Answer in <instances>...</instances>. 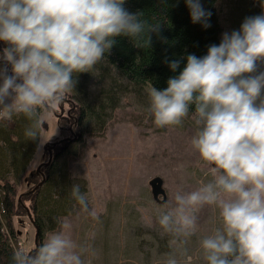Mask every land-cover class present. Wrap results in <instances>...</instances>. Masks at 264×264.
Returning a JSON list of instances; mask_svg holds the SVG:
<instances>
[{
    "label": "clouds",
    "instance_id": "9594fccd",
    "mask_svg": "<svg viewBox=\"0 0 264 264\" xmlns=\"http://www.w3.org/2000/svg\"><path fill=\"white\" fill-rule=\"evenodd\" d=\"M183 3L193 24L211 27L212 13L202 0ZM126 4L0 0V123L22 116L24 137L40 147L51 139L41 142L43 116L75 92L78 74L92 73L108 59L118 38L151 49L162 22ZM260 6V14L222 32L205 55L165 57L178 75L170 76L164 89L149 90L148 111L156 126L181 125L191 113L192 145L212 176L195 190H177L174 204L158 212L159 228L175 246L164 264H196L200 257L188 245L205 206L217 208L220 217V226L199 240L205 264H264V0ZM71 196L89 213L79 184L72 185ZM92 253V244L75 240L70 220L62 218L41 243L15 248L11 264H85Z\"/></svg>",
    "mask_w": 264,
    "mask_h": 264
},
{
    "label": "rangeland",
    "instance_id": "374dc122",
    "mask_svg": "<svg viewBox=\"0 0 264 264\" xmlns=\"http://www.w3.org/2000/svg\"><path fill=\"white\" fill-rule=\"evenodd\" d=\"M216 8L222 32L238 29L244 17L261 12L260 0H216ZM145 88L121 98L102 132L88 127L81 131L80 141L67 144L59 155L56 161L64 168L65 177L79 184L87 197L89 213L82 212L72 199L71 208L55 217L54 228L45 230L41 237L38 235L39 243L59 226L62 218H68L73 238L93 246V253L85 256V264H164L167 254L175 250L172 239L159 228L158 212L174 204L177 190H195L212 176L192 145L195 128L191 113L181 125L156 126L148 111L150 88ZM73 101L68 96L62 104L64 111L60 106L43 116L41 142L51 139L40 147L37 142L26 174L31 175L40 162L47 160L44 145L49 141L60 143L63 137L70 136L68 123L57 114L65 113ZM155 176L162 179L165 194L159 196L161 200H155L152 195L149 180ZM30 187L29 182H23L16 189L19 214L13 216L12 225L18 247L34 243L36 230L28 218L29 200L25 198ZM21 206L26 208L25 213L19 210ZM219 226V210L205 206L199 212V230L188 245L200 257L196 264H205L199 252V240Z\"/></svg>",
    "mask_w": 264,
    "mask_h": 264
},
{
    "label": "trees",
    "instance_id": "16d2710c",
    "mask_svg": "<svg viewBox=\"0 0 264 264\" xmlns=\"http://www.w3.org/2000/svg\"><path fill=\"white\" fill-rule=\"evenodd\" d=\"M202 3L212 13L211 27L207 29L191 22L183 0L178 4L176 0H127L126 7L130 11H143L149 20L162 22L160 37L163 39L153 35L151 49H140L127 38H118L119 43L108 59L98 64L92 73L78 74L75 92L69 94L74 100V129L80 134L88 127L102 132L113 109L127 93H139L152 85L162 90L170 76L178 75L163 62L165 57L174 59L188 53L203 56L208 45L219 43L222 27L216 0H202ZM64 120L69 122L67 117ZM26 125L22 116L11 123H0V264H11L12 253L18 247L12 218L19 214L20 198L15 195L20 184H31L30 193L21 197L29 200L27 215L40 237L45 230L54 228L55 217L67 212L73 199V181L65 177L64 168L56 160L66 145L80 141L82 134L74 141H65L64 145L59 143L48 164L28 175L26 170L34 159L38 141L24 137ZM42 175L45 177L42 183L35 186ZM21 207L19 210L25 213L26 208Z\"/></svg>",
    "mask_w": 264,
    "mask_h": 264
},
{
    "label": "water",
    "instance_id": "95a60500",
    "mask_svg": "<svg viewBox=\"0 0 264 264\" xmlns=\"http://www.w3.org/2000/svg\"><path fill=\"white\" fill-rule=\"evenodd\" d=\"M76 136V135H75ZM65 139V138H63ZM57 141H52V142H48L46 145H44V148L47 150V153H48V157H47V160L46 161H43V162H40L37 167H36V170H39L40 169V166L42 164L46 165L48 164V162L51 160L52 158V147L54 146V144L56 143ZM45 177H43L42 175V180L39 181L35 186H38L39 184L42 183L43 179ZM149 183L151 185V191H152V195L153 197H157V193H160V194H164V190L162 188V179L159 177V176H155L153 178H151L149 180ZM35 238H34V243L36 244H39V240H38V229L35 227Z\"/></svg>",
    "mask_w": 264,
    "mask_h": 264
},
{
    "label": "flooded vegetation",
    "instance_id": "af4514ba",
    "mask_svg": "<svg viewBox=\"0 0 264 264\" xmlns=\"http://www.w3.org/2000/svg\"><path fill=\"white\" fill-rule=\"evenodd\" d=\"M64 108V106L63 105H61V109H63ZM72 108H73V102H71L70 103V105L67 107V109H66V111H65V113L64 112H61V113H58L57 114V117L58 118H60L61 116H63L64 118H68L69 119V124H68V132H69V135L70 136H66V137H63V138H65V139H63V140H61V142H63V141H74L77 137H79L81 134L78 132V130L76 131L75 129H74V124H75V115L72 113ZM63 111H64V109H63ZM56 112V111H55ZM62 113L63 114H65V115H62ZM61 115V116H60ZM74 115V116H73ZM76 135V136H75ZM50 142V141H49ZM60 142V143H61ZM59 145V142H58V140H57V143H55L54 144V146L52 147V154H53V150H55V148H57V146ZM165 194V193H164ZM162 197V194H160V193H157V197H155L154 199L155 200H161L162 198H160V197Z\"/></svg>",
    "mask_w": 264,
    "mask_h": 264
},
{
    "label": "bare ground",
    "instance_id": "6f19581e",
    "mask_svg": "<svg viewBox=\"0 0 264 264\" xmlns=\"http://www.w3.org/2000/svg\"><path fill=\"white\" fill-rule=\"evenodd\" d=\"M74 116V115H73ZM66 135V134H65ZM55 137V136H54ZM32 225V224H31Z\"/></svg>",
    "mask_w": 264,
    "mask_h": 264
}]
</instances>
